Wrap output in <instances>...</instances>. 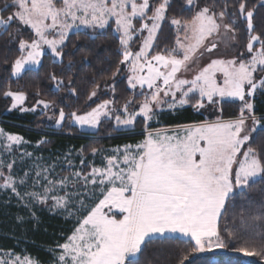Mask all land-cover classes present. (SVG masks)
<instances>
[{
    "label": "snow or ice",
    "instance_id": "snow-or-ice-1",
    "mask_svg": "<svg viewBox=\"0 0 264 264\" xmlns=\"http://www.w3.org/2000/svg\"><path fill=\"white\" fill-rule=\"evenodd\" d=\"M179 6L187 17L172 14L176 0H4L0 6V47L15 45L18 53L4 59L10 79L38 69L46 51L62 65L70 35L81 30L102 33L111 21L119 42L111 82L103 84L108 98L100 99L102 85L93 80L87 101L99 102L87 110L63 98L64 106L37 99L28 109L23 107L28 93L13 91L7 83L0 95L11 99L8 111L51 110L52 127L92 134L109 121L116 131H132L139 124L144 136L135 145L103 150L110 154L98 166L87 160L83 147L76 153L78 163L72 153L45 158L27 151L30 142L23 136L0 128V193L28 209L32 219L36 207L75 219L64 242L49 250L50 264H142L152 241L181 238L190 248L178 253L175 264H196L199 254L235 242L237 234L227 227L222 235L221 221L238 196L248 213L241 214V230L260 244L257 250L245 240L230 250L264 260V189L258 206H251L257 203L251 200L254 186L264 182V112L257 114L255 105L264 96V29L258 31L254 22L264 0L259 6L249 0H180ZM165 25L171 44L161 41ZM222 46L236 50L221 55ZM73 67L69 60L68 71ZM48 78L55 93L66 90L79 99L72 76L50 72ZM120 79L134 93L123 102L117 92ZM34 94L39 96V90ZM230 103L238 104V114L225 119L224 106ZM185 106L211 111L215 118L151 128L165 110ZM50 142L42 139L36 147ZM90 154L96 157L102 150L91 147ZM0 264L41 262L25 250L0 249Z\"/></svg>",
    "mask_w": 264,
    "mask_h": 264
},
{
    "label": "trees",
    "instance_id": "trees-1",
    "mask_svg": "<svg viewBox=\"0 0 264 264\" xmlns=\"http://www.w3.org/2000/svg\"><path fill=\"white\" fill-rule=\"evenodd\" d=\"M4 0H0L2 6ZM250 4L259 6V0H249ZM180 0H176V7L172 14L175 16L184 15L180 10ZM264 18V8L258 7V14L254 16V22L258 23L257 30L264 29V23L261 19ZM15 25L13 26V29ZM114 24L110 22V27L106 28L102 33L97 31L81 30L76 34L70 35V42L66 51L69 53L64 58L62 65L54 64L50 54L46 53L42 57L41 66L38 69L26 72L19 80L10 79V68L4 63L5 56L10 59L16 54V46L11 49L0 47V92H3L5 85L10 83L11 89L24 90L28 93V99L25 101L26 106L32 108L37 99L55 100L60 106L63 98L67 103H71L74 108L87 110L89 106H95L99 100L93 98V101H87L86 93L92 88V81H99L102 85L100 99L108 98L105 92L110 94L109 89H104L105 80L110 81L111 70H114V61L118 58L117 50L119 48L118 36L114 32ZM29 31L24 32V38H28ZM95 37V38H93ZM239 42L243 44L245 37L241 31ZM0 37V41H2ZM171 31L167 25L164 26L163 36L161 41L171 44ZM78 50V51H77ZM133 50H135V45ZM86 58V59H85ZM74 62V67L68 71V61ZM54 72L58 76H63L67 79L72 76L76 80L77 92L79 99L67 95L66 90L57 94L53 91L52 81L48 78L49 73ZM126 81L120 79L117 84V92L123 102L124 97H131L134 93L126 90ZM39 90L40 95L34 93ZM139 99V97H137ZM11 105V99L0 95V125L10 133H18L26 140L36 143L42 139L51 141L45 144L44 147L50 150H68L71 148L81 150L83 147L84 154L90 155V148L98 149L112 148L124 146L126 144H136L144 139L142 133L128 134L122 131L114 130L111 121L102 124L100 131L97 134H90L81 131L77 127L63 126L60 129L53 128L49 125L48 115L53 112L48 110L47 113H20L17 110L8 111ZM225 111L223 118H234L238 114V104L230 103L224 106ZM257 114L264 112V100L256 101ZM69 109L65 108V111ZM212 121L215 114L211 111L201 110L195 111L191 107H184L175 112L164 113L157 127L164 126L166 128H175L177 126H188L194 123L203 122L205 119ZM57 130L58 132H54ZM136 131H142L141 127L137 126ZM255 146V145H254ZM261 189H264V182L258 181L251 193V200L257 203L252 204V207H257L258 202L262 198ZM235 207H229L227 214L221 221V230L227 227L229 230L236 233L235 242H229V248L224 250H212L211 252L201 253L197 257L196 264H264L258 256H245L243 253H237L230 249L241 247L245 240H248L250 245H254L259 250L260 241L251 240L245 236L241 230L240 218L241 214L247 217L248 213L245 209V202L241 197H237L234 201ZM18 208L12 204L3 201L0 198V249H12L17 253L25 250L27 254L38 259L42 264H49L53 255L50 249L55 247L57 243H63L64 238L71 233L75 222L67 220L59 215H52L46 211H40L37 219L27 218L23 223L17 221ZM231 218V219H230ZM190 248V244L184 239H167L154 240L145 249L141 256L142 264H175L178 253H183ZM242 254V255H239ZM187 264V262H185Z\"/></svg>",
    "mask_w": 264,
    "mask_h": 264
},
{
    "label": "rangeland",
    "instance_id": "rangeland-1",
    "mask_svg": "<svg viewBox=\"0 0 264 264\" xmlns=\"http://www.w3.org/2000/svg\"><path fill=\"white\" fill-rule=\"evenodd\" d=\"M111 22V21H110ZM238 40H239V38H238ZM236 49H235V47L233 46L230 50H228V51H225V49L223 48V46L221 47V52H220V54L221 55H225V56H230L231 54H232V52H234ZM47 53V51L45 52V54ZM42 62V61H41ZM257 100H264V96H258L257 98H256V100H255V105H256V101ZM23 107H25V108H28V109H30L28 106H26V103L23 105ZM186 107V106H185ZM13 110H17V111H19V108H17V109H13ZM13 110H11V111H13ZM48 111V110H47ZM47 111L46 112H44V113H47ZM20 113H36V112H42V110L41 109H37L35 112H32V111H24V112H21V111H19ZM167 112H171V111H167V110H165L161 115H160V117H159V121H160V118H161V116L164 114V113H167ZM48 116H52L53 114L52 113H50V114H47ZM49 122V125L51 126L52 125V121H48ZM158 124H160V123H152L151 124V128H153V129H170V128H166V127H164V126H161V127H157V125ZM52 127V126H51ZM183 127V126H182ZM0 128H2L1 127V125H0ZM53 128H55V127H53ZM57 130L58 129H60V128H56ZM57 130H55L54 132H58ZM84 132H86V133H89V132H87V131H84ZM122 132H125V133H128V134H135V133H142V131H136L135 129L134 130H132V131H129V130H124V131H122ZM91 134V133H90ZM25 139V138H24ZM26 140V139H25ZM26 141H28V140H26ZM28 142H30V141H28ZM37 143V142H36ZM36 143H34V142H30L29 144H27V145H25V148H26V150L27 151H29V152H33V153H35V154H37V155H43L45 158H48V157H51L52 159H56V158H60V159H62V157H63V155L64 154H68V153H72V158H73V161H74V163H78V160H79V157L76 155V153H78L80 150H77V149H74V148H71V149H68V150H65V151H62V150H48V149H46L45 147H44V145H42V146H40L39 148H37L36 147ZM133 145V144H132ZM135 145V144H134ZM120 147H122V146H120ZM112 148H115V147H112ZM112 148H104V149H101L102 150V154L101 155H97L96 157H93L91 154L90 155H85V157L87 158V160H89V161H91V160H95V163L99 166L100 165V163H101V160L103 159V156H106V155H108V154H110L109 152H107V151H103V150H110V149H112ZM57 171L59 172L60 171V168H57ZM66 174V173H65ZM0 198H3V201H5L6 203H9V196L8 195H6V194H4V193H0ZM9 204H12L13 206H15V207H17L18 208V215L19 216H24L25 217V220H27V218H29L30 216H29V212H28V209H26V208H23V207H20V206H18L17 205V202L15 201V199L13 198L12 200H11V203H9ZM34 211H35V213H36V219L38 218L37 217V215L39 214V212L40 211H46V212H48V213H50L46 208H41V207H36V208H34ZM50 214H52V215H59V216H62V217H64L65 219H67V220H72L73 222H75V219L74 218H69V217H67L66 215H60V214H53V213H50ZM213 250H221V249H213ZM53 260V259H52ZM42 264V263H41ZM50 264V263H49ZM245 264H248L246 261H245Z\"/></svg>",
    "mask_w": 264,
    "mask_h": 264
},
{
    "label": "water",
    "instance_id": "water-1",
    "mask_svg": "<svg viewBox=\"0 0 264 264\" xmlns=\"http://www.w3.org/2000/svg\"><path fill=\"white\" fill-rule=\"evenodd\" d=\"M239 255H242V254H239Z\"/></svg>",
    "mask_w": 264,
    "mask_h": 264
},
{
    "label": "built area",
    "instance_id": "built-area-1",
    "mask_svg": "<svg viewBox=\"0 0 264 264\" xmlns=\"http://www.w3.org/2000/svg\"><path fill=\"white\" fill-rule=\"evenodd\" d=\"M1 121V120H0Z\"/></svg>",
    "mask_w": 264,
    "mask_h": 264
}]
</instances>
